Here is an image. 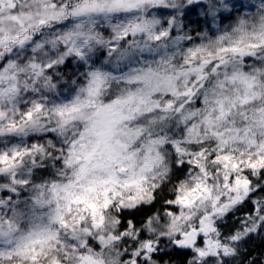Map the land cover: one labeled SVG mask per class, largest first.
I'll return each mask as SVG.
<instances>
[{
    "label": "clouds",
    "instance_id": "clouds-1",
    "mask_svg": "<svg viewBox=\"0 0 264 264\" xmlns=\"http://www.w3.org/2000/svg\"><path fill=\"white\" fill-rule=\"evenodd\" d=\"M0 264H264V0H0Z\"/></svg>",
    "mask_w": 264,
    "mask_h": 264
}]
</instances>
